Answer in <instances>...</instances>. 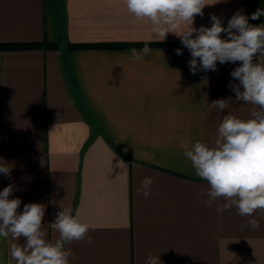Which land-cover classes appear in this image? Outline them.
Returning <instances> with one entry per match:
<instances>
[{
  "label": "crops",
  "instance_id": "obj_1",
  "mask_svg": "<svg viewBox=\"0 0 264 264\" xmlns=\"http://www.w3.org/2000/svg\"><path fill=\"white\" fill-rule=\"evenodd\" d=\"M207 2L197 29L211 27L212 15L224 27L237 11L250 17L247 0ZM160 39L124 0H0V44L56 43L0 48V163L12 168L10 178L0 173V191L14 185L19 212L44 204L49 240L61 208L80 213L92 244L66 245L77 257L70 264H145L149 253L162 264H264V217L259 230H241L248 217L235 208L217 215L222 200L206 208L208 183L180 147L211 146L223 115L250 118L253 106L228 87L239 83L230 73L240 62L193 75L180 38ZM145 43L151 54L131 60L129 50ZM218 99L227 101L222 112L208 107ZM146 176L148 199L137 192ZM14 242L0 238V264H15Z\"/></svg>",
  "mask_w": 264,
  "mask_h": 264
},
{
  "label": "clouds",
  "instance_id": "obj_2",
  "mask_svg": "<svg viewBox=\"0 0 264 264\" xmlns=\"http://www.w3.org/2000/svg\"><path fill=\"white\" fill-rule=\"evenodd\" d=\"M127 11L137 20L149 21L152 31L163 41L167 34L178 36L181 44L190 53L188 67L193 75L198 71H216L217 62L236 63L230 75L239 83H229L236 101L253 106L250 118L242 119L235 114L222 116L217 136L211 146L197 140L189 145L182 143L183 155L191 162L195 174L207 181L208 199L204 206H215L217 215L225 211L237 210L241 217H248L241 230L257 231L260 217H264V23L252 25L249 19L264 16L258 9L251 16L237 11L222 26L221 18L212 15L211 27H194L196 16H203L207 0H124ZM221 33L226 34L221 38ZM195 34V36H194ZM152 49L129 50V58L142 61ZM182 55V49H176ZM241 87L243 90H241ZM226 100L218 99L208 104L209 109H226ZM12 168L0 163V173L11 177ZM153 178L146 176L137 189L145 199L150 198ZM14 185L9 184L0 191V238L15 241L10 246V257L15 264H70L77 257L66 245L73 241H87L91 225L84 222L80 213L75 215L70 207L61 208L56 213L50 227L58 233V238L49 240L43 225L45 205L37 202L25 204L18 211L21 199L10 198ZM25 243H18L20 238ZM145 264H162L159 256L149 253Z\"/></svg>",
  "mask_w": 264,
  "mask_h": 264
},
{
  "label": "trees",
  "instance_id": "obj_3",
  "mask_svg": "<svg viewBox=\"0 0 264 264\" xmlns=\"http://www.w3.org/2000/svg\"><path fill=\"white\" fill-rule=\"evenodd\" d=\"M138 43H100V44H78V43H70L69 46L71 48H105V47H135L140 46ZM56 47V43L54 42H37V43H8V44H0V48L7 49H19V48H30V47Z\"/></svg>",
  "mask_w": 264,
  "mask_h": 264
},
{
  "label": "rangeland",
  "instance_id": "obj_4",
  "mask_svg": "<svg viewBox=\"0 0 264 264\" xmlns=\"http://www.w3.org/2000/svg\"><path fill=\"white\" fill-rule=\"evenodd\" d=\"M248 9H249V15L251 16L252 13L256 12L258 9L264 10V5L261 6L259 0H247ZM252 25H260L264 23V16H261L257 20H251Z\"/></svg>",
  "mask_w": 264,
  "mask_h": 264
}]
</instances>
